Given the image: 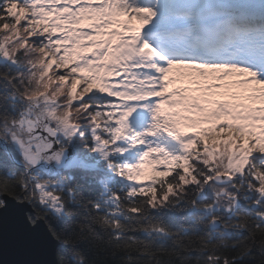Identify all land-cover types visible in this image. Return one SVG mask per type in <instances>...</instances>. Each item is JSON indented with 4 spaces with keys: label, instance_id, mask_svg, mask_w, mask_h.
Here are the masks:
<instances>
[{
    "label": "snow or ice",
    "instance_id": "snow-or-ice-1",
    "mask_svg": "<svg viewBox=\"0 0 264 264\" xmlns=\"http://www.w3.org/2000/svg\"><path fill=\"white\" fill-rule=\"evenodd\" d=\"M6 225L13 264H264V0H0Z\"/></svg>",
    "mask_w": 264,
    "mask_h": 264
},
{
    "label": "water",
    "instance_id": "water-1",
    "mask_svg": "<svg viewBox=\"0 0 264 264\" xmlns=\"http://www.w3.org/2000/svg\"><path fill=\"white\" fill-rule=\"evenodd\" d=\"M26 249L24 248V242L19 239H14L8 226H5L4 242L2 256H0V264H13L15 261H22L27 259H33Z\"/></svg>",
    "mask_w": 264,
    "mask_h": 264
},
{
    "label": "rangeland",
    "instance_id": "rangeland-1",
    "mask_svg": "<svg viewBox=\"0 0 264 264\" xmlns=\"http://www.w3.org/2000/svg\"><path fill=\"white\" fill-rule=\"evenodd\" d=\"M149 175H150V169H146L145 170V175L142 177V179H144L145 181H147Z\"/></svg>",
    "mask_w": 264,
    "mask_h": 264
}]
</instances>
